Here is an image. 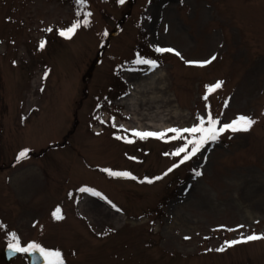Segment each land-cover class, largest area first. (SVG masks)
I'll return each mask as SVG.
<instances>
[{
	"label": "rangeland",
	"instance_id": "obj_1",
	"mask_svg": "<svg viewBox=\"0 0 264 264\" xmlns=\"http://www.w3.org/2000/svg\"><path fill=\"white\" fill-rule=\"evenodd\" d=\"M85 12L87 26L59 35ZM212 56L203 67L186 63ZM150 71L162 80L137 96L140 112L164 118L161 132L209 111L217 127L238 115L257 122L165 176L184 155L165 153L185 141L136 137L134 110L121 103L133 77ZM162 94L169 103L152 101ZM150 120L142 124L153 128ZM29 168L37 179L23 195L16 177ZM86 198L100 207L80 209ZM11 232L22 246L59 250L64 264H264V240L216 251L264 234V0H87L83 9L76 0H0V264H28L26 254L6 260Z\"/></svg>",
	"mask_w": 264,
	"mask_h": 264
},
{
	"label": "snow or ice",
	"instance_id": "obj_2",
	"mask_svg": "<svg viewBox=\"0 0 264 264\" xmlns=\"http://www.w3.org/2000/svg\"><path fill=\"white\" fill-rule=\"evenodd\" d=\"M77 4L80 6L81 9H83L86 6L87 0H76ZM119 3H124V0H119ZM79 11L77 12V15H79ZM91 16L90 12L84 13V19L83 21L77 20L75 21L70 27L60 30L59 35L68 39H71L72 36L76 33L77 29L80 28L83 24V26H87L89 24V17ZM46 31L51 32L52 29L48 28ZM107 35V33H105ZM45 41L41 40L39 47L43 49L45 47ZM157 52H168V53H174L177 56H180L181 54L173 49V48H156ZM216 59V56H212L210 59L205 61H186V63L190 65H197L200 67H203L207 64L212 63ZM136 63H144L151 65L153 68L157 67L158 64L155 60H147V59H138ZM47 73H45V76ZM223 81H217L214 85L207 88V92L211 93L215 91L216 89H219L223 86ZM206 101L208 99V95L206 94L203 97ZM199 123L193 125L189 128H170L167 129L166 132L175 133V135L169 137L170 140H184L185 143L183 146L178 147L173 151L172 153H165V155H172L175 157H180L183 153L184 155L179 160L177 164H174L172 167L167 169V171L163 175H167L168 173L172 172L174 168L179 167L181 164H184L186 161L192 159L195 157L198 153L204 149L205 145L209 144V142H216L218 141L221 134L231 131L232 133L237 132H248L252 129V127L257 122L254 118L247 115H238L234 120H232L229 123H224L222 126L217 127V125L220 124L219 118H213L211 112L209 111L207 119L203 116H198ZM166 132H141V131H134V135L140 139H144L146 137H157L160 139H164L166 136ZM190 134L191 139H188L183 134ZM121 138V137H117ZM128 143H133L134 141L129 139L127 140ZM191 145V150L189 151V146ZM30 149H23L20 151V153L17 156V162H19L21 159H24L27 157ZM131 159H136L135 157H131ZM104 172L108 173L111 176L116 177H130L132 179H136V177L132 176L130 172L126 171H113L111 169H103ZM202 173L199 171H195L196 176H200ZM162 176H157L153 178L154 180H160L162 179ZM153 179L145 178V180L148 183H152ZM81 192H91L95 196H101V193L88 188H81ZM104 199H107L104 197ZM109 204H112L111 201H108ZM112 207L115 208L116 205L112 204ZM53 216L56 220H61L64 217L61 215V210L58 207L55 212L53 213ZM238 227H243V225H239ZM11 239L7 245L8 249L11 253H27V254H38L39 258H42L43 264H64V259L62 256V253L59 250H50L46 247L41 246L39 243L36 242H30L26 246H22L20 242V238L17 236L15 232L9 233ZM186 239H188L186 237ZM256 240H264V234H251L247 236H242L240 239L236 240H229L225 241L224 245H222L220 248L216 249L218 252H223L226 250V247H232L237 244L241 243H247L250 241H256Z\"/></svg>",
	"mask_w": 264,
	"mask_h": 264
},
{
	"label": "bare ground",
	"instance_id": "obj_3",
	"mask_svg": "<svg viewBox=\"0 0 264 264\" xmlns=\"http://www.w3.org/2000/svg\"><path fill=\"white\" fill-rule=\"evenodd\" d=\"M162 80V75L158 74V71H150L146 75H137L133 77V81H130L132 92L126 95L122 98L121 103H125L128 105V110H134V118L133 122L130 125L132 129L138 130L141 132H161L164 129H166L165 125L166 122L164 121V118L161 119L159 122H155L154 116L150 113L146 112H140V104H139V97L137 96L138 92L144 91L146 89L154 88L155 85L159 83V81ZM153 102L161 101L164 103H169L170 98L166 96V94H162L161 96H154L152 98ZM146 104V103H144ZM150 117V118H149ZM179 117V116H178ZM144 119H151L150 122L147 123V125H152L153 128H149L142 124V120ZM156 126V128L154 127ZM99 129H95V131H98ZM37 179V173L32 170L31 168L26 169L23 172H20L18 176L16 177V180L20 186L19 190L23 195L27 194L28 190V181H32ZM88 201H91V204L89 203V209H98L100 207V203L98 201L92 199V198H86L82 199L79 203L80 209L84 210L86 209L87 205L86 203Z\"/></svg>",
	"mask_w": 264,
	"mask_h": 264
},
{
	"label": "water",
	"instance_id": "obj_4",
	"mask_svg": "<svg viewBox=\"0 0 264 264\" xmlns=\"http://www.w3.org/2000/svg\"><path fill=\"white\" fill-rule=\"evenodd\" d=\"M18 254L19 253L16 254L11 253L8 247L5 248V256L8 262L11 261ZM28 260H29V264H43V260L42 258L38 257V254H28Z\"/></svg>",
	"mask_w": 264,
	"mask_h": 264
},
{
	"label": "flooded vegetation",
	"instance_id": "obj_5",
	"mask_svg": "<svg viewBox=\"0 0 264 264\" xmlns=\"http://www.w3.org/2000/svg\"><path fill=\"white\" fill-rule=\"evenodd\" d=\"M4 254H5V253H4ZM20 254H26V255H27V259H28V254H27V253H19L18 256H19ZM18 256H17V257H18ZM5 258H6V256H5ZM28 264H29V260H28Z\"/></svg>",
	"mask_w": 264,
	"mask_h": 264
},
{
	"label": "trees",
	"instance_id": "obj_6",
	"mask_svg": "<svg viewBox=\"0 0 264 264\" xmlns=\"http://www.w3.org/2000/svg\"><path fill=\"white\" fill-rule=\"evenodd\" d=\"M157 64L159 65V62H157Z\"/></svg>",
	"mask_w": 264,
	"mask_h": 264
}]
</instances>
